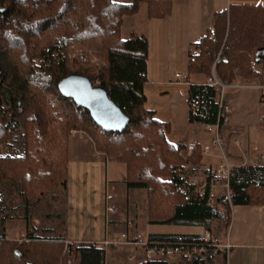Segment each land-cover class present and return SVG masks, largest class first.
<instances>
[{"label": "trees", "instance_id": "1", "mask_svg": "<svg viewBox=\"0 0 264 264\" xmlns=\"http://www.w3.org/2000/svg\"><path fill=\"white\" fill-rule=\"evenodd\" d=\"M141 4L153 19L169 14L172 1L0 0V82L13 95L12 102L0 103V146L18 128L23 140L20 154L0 156V174L18 183L26 201L64 187L68 133L84 131L97 151L125 164L127 187L146 190L148 223L209 230L213 220L228 221L230 205H264V164L231 168L229 200L208 198L209 185L221 179L217 168L206 175L202 191L193 193L182 167L199 164L201 148L195 145L182 156L181 146L167 140V123L145 107L147 39L121 37L123 16L133 15ZM213 27L214 36L207 31L193 46L187 74L209 78L214 73L226 84L240 78L264 85V0L230 5L215 14ZM219 52L223 60L217 58ZM71 73L106 89L129 117L123 131L103 130L86 109L59 92L58 80ZM217 94L214 86L191 83L189 123L214 122ZM2 203L0 196V207ZM172 239L160 242L192 241ZM74 259L76 264H105V249L32 232L14 239L0 236V264H72ZM135 264L169 263L144 259Z\"/></svg>", "mask_w": 264, "mask_h": 264}, {"label": "crops", "instance_id": "2", "mask_svg": "<svg viewBox=\"0 0 264 264\" xmlns=\"http://www.w3.org/2000/svg\"><path fill=\"white\" fill-rule=\"evenodd\" d=\"M171 1V12L162 18H147L145 4H141L133 15H124L121 37L127 39L131 35H143L147 39L146 82L143 87L145 107L153 112L155 119L167 123V140L180 145L182 156H187L195 145L204 146L209 137L204 124L188 121L190 85L204 83L207 79L201 74H187L189 55L195 52L193 46L213 26L215 14L227 11L230 5L262 4L263 0ZM176 72L185 73L189 84L177 83L174 78ZM257 85V80L236 78L225 90L231 115L222 134L233 162H239L241 157L240 150L234 146L235 139L242 141L244 151L254 145L264 151V128L259 121L264 112V93ZM78 132L69 140L66 184L56 190L62 197V207L58 204L59 212H56L57 216L62 214L59 237L65 242L101 245L105 237L118 236L126 229L127 221H131L133 235L142 233L153 241L173 240V237L196 240L207 231L212 237L228 240L232 245L227 256L221 250H209L193 264H264V205H230L229 219L224 221L223 232L218 228L220 220H213L209 230L197 225L150 224L146 221V190L127 187L125 164L109 160L95 149L88 135ZM217 163L216 158L202 156L199 164L182 167L187 183L194 188L193 193H200L198 191L203 189L206 175L216 169ZM191 172L195 174L190 180L188 174ZM197 173L204 179L195 186L191 181L199 180ZM221 191L216 189V195H222ZM107 192L114 195L115 211L112 213L105 210ZM57 198L54 195L53 200ZM45 232L50 231L45 228ZM104 249L106 254L108 247ZM109 249L113 253L112 264H135L146 259L140 246L123 245ZM133 255L134 259H130ZM111 263L105 257V264ZM168 263L190 264L183 257Z\"/></svg>", "mask_w": 264, "mask_h": 264}, {"label": "built area", "instance_id": "3", "mask_svg": "<svg viewBox=\"0 0 264 264\" xmlns=\"http://www.w3.org/2000/svg\"><path fill=\"white\" fill-rule=\"evenodd\" d=\"M210 36H214L215 28L212 26L208 29ZM220 52L217 54L219 57ZM235 70V69H234ZM175 81L177 83L189 84L186 74L182 72H176L174 74ZM203 85H210L218 88V94L216 99V115L215 120L212 123L204 124V131L209 135L208 140L204 146L201 147L200 155L203 157H213L218 160L217 174L221 178V182L211 183L210 191L208 194L209 200H213L216 197L215 190L220 188L221 194L229 200V175L230 170L234 166H257L264 163V151L257 146H252L248 151L242 149V141L240 139L233 140L234 146L240 150L239 162L231 161L229 151L227 149L226 140L222 134L224 127L230 121L231 106L225 98V90L232 86V84H226L220 82L213 73L212 77L206 79ZM239 86V85H234ZM259 89L264 93V85H257ZM196 100L192 101V105H197ZM259 121L264 128V112L260 115ZM206 185V182L202 184V187ZM202 188L198 192H201ZM105 210L107 213L115 211L114 195L110 192L105 194ZM126 229L115 237H105L102 243L105 247L117 248L123 245L140 246L143 248L146 259H163L167 262L174 260L178 257H183L186 262L193 264L195 261L200 260L203 255L209 250H221L225 256L228 255L232 245L228 240L221 241L218 238L211 236L209 232L203 233V236L199 239L192 241H176V242H160L153 241L147 235L138 233L133 235L131 232L132 222L127 221ZM134 255L130 259H134ZM226 264V263H220Z\"/></svg>", "mask_w": 264, "mask_h": 264}, {"label": "rangeland", "instance_id": "4", "mask_svg": "<svg viewBox=\"0 0 264 264\" xmlns=\"http://www.w3.org/2000/svg\"><path fill=\"white\" fill-rule=\"evenodd\" d=\"M258 67L259 66L257 65V68ZM12 99V94L8 93L5 88H0L1 104H4L5 101L12 102ZM79 132L83 136L88 135L84 131ZM74 135H77V130L69 131L68 147L69 140H71ZM22 146L23 140L21 137V129L18 128L13 138L9 140L8 143L2 144L0 146V156H13L15 154H20L23 150ZM218 165L219 164L217 163L215 167L217 168ZM191 173L188 174V178L190 180L195 174L194 172L192 174ZM198 176L199 180L194 179V181H191L195 184V186L200 185L204 179L201 174H198ZM217 182L219 183V180ZM57 189L44 191L38 196L37 199L26 201L19 189L18 183L3 179L0 174V196L3 199V203L0 207V236H4L7 239H14L25 236L27 232H32L36 236L43 238L61 236L62 214L60 213L59 216H57L56 212H59L58 208L60 206L62 207V197L59 195L58 191L56 192ZM54 195L59 197V199L57 198V200H53ZM58 204H60L59 207ZM219 224L220 226H218V228L223 232V229L225 230L224 220L221 219ZM45 228H47L50 232H45ZM101 245L103 244L101 243ZM109 248L111 247H108L106 250L105 257L106 260H109L111 263V260L113 259V253ZM76 263L77 259H74L72 264Z\"/></svg>", "mask_w": 264, "mask_h": 264}, {"label": "water", "instance_id": "5", "mask_svg": "<svg viewBox=\"0 0 264 264\" xmlns=\"http://www.w3.org/2000/svg\"><path fill=\"white\" fill-rule=\"evenodd\" d=\"M0 88H4L1 82ZM57 88L63 96L86 109L92 120L103 130L121 132L128 125L129 117L109 97L106 89L95 85L87 76L68 74L58 80Z\"/></svg>", "mask_w": 264, "mask_h": 264}]
</instances>
